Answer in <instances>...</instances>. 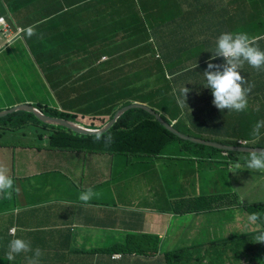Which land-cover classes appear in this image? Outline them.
<instances>
[{"label": "rangeland", "instance_id": "obj_1", "mask_svg": "<svg viewBox=\"0 0 264 264\" xmlns=\"http://www.w3.org/2000/svg\"><path fill=\"white\" fill-rule=\"evenodd\" d=\"M250 3H253V0H248ZM165 0H156L153 5V9H157L161 6ZM221 9L223 13H226L224 16L225 23L223 24L222 30H226V32L236 33V32H245L250 37H257V34L264 33L263 30H259L257 34L254 31L249 30V25L251 23L257 25H264V7H256L253 6L252 13L253 18L250 21V11L243 2L239 0H211L210 4H214ZM2 8H0V12ZM229 11V12H228ZM174 12H182L185 16L183 20L190 17L192 14H188L187 12H183L181 6H176L170 8V13ZM245 17V19L240 18ZM98 20H94V26ZM239 21V22H238ZM236 25H242V31ZM87 28L89 27V22L86 23ZM83 28L79 25H74L72 27L64 28L63 31H77ZM86 30L87 28L84 27ZM39 29L34 30L35 35L39 33ZM75 37L70 39L71 43L62 44L58 48H66L71 52L67 56L60 58V60H55L50 57H47L45 60L41 59L36 45L37 37H29L26 33L23 34L22 39L10 47L4 48L0 52V111L6 112L10 109L15 108L18 105H26L33 104L43 108L47 113H55L61 109H73L78 105L79 99H77L76 94L80 93L83 89L76 82V77L68 76L67 73L72 71V74L77 72L79 65L82 62L92 61V54L88 56L87 51L89 44L86 43L88 31H77L74 32ZM97 34H94V42L97 39ZM120 38V36H118ZM27 40V42H26ZM260 41V40H259ZM55 42L52 44L46 45L44 49V53H50V51L54 50ZM36 47H34V46ZM159 46V44H157ZM156 46V43L152 46H148L147 53L149 57L143 59L140 62V65L132 66L131 71L138 72L140 70H145L146 73L144 75H138L139 81L142 82L140 86H135L136 91L134 92L133 97L131 95L123 96V88L119 86L118 83H122L123 81L129 80L132 74L124 75L121 77L112 78L98 75V81H96L97 88L100 87L104 101L106 104H102L99 100H97L93 93L91 96L84 97L80 102V107L82 112L92 115V114H106L112 105H116L117 109H120L124 106L126 101H134L136 99L139 103L146 105L150 110L160 112L161 110V99L165 96L166 92L169 90L168 85L165 84V81H177L179 84L176 89L183 87L184 85L187 87L191 80H194L196 84L204 83V78L202 77L203 72L207 69V65L209 60H205L202 63L199 62L196 66V71L190 73L188 76L183 75L179 78V72L177 70L178 66V57L180 55L179 52L174 55H167L161 53ZM259 47L264 50V42L259 44ZM194 53L195 58L199 61L202 55L206 54L209 51V48L204 45L201 40L196 39L194 41ZM169 58V60H168ZM162 66L161 70H158L156 66ZM147 72L148 68L151 69ZM173 71L174 75H171L170 80H168L169 72ZM260 73L263 71H256L251 68L247 64H245L244 68L241 70V75L244 76L249 84L252 85L251 75L250 73ZM170 75V74H169ZM167 76V77H166ZM168 78V79H167ZM120 81L117 83V81ZM163 84V90L159 88L158 84ZM174 84V83H172ZM200 86V85H199ZM247 87V85H245ZM91 90V88H89ZM96 89V88H94ZM199 93L204 94L210 89L205 87L199 88ZM255 91V88L252 85L251 92L248 95V104H261L264 103V94H251ZM95 92V91H93ZM141 95H137V94ZM95 94V93H94ZM177 99L180 98V93L175 91L172 93ZM177 94V95H176ZM196 96H199L197 93ZM172 96V95H171ZM192 96H187L186 102L189 101V98ZM98 98V97H97ZM99 99V98H98ZM154 99L155 101H152ZM178 101V100H177ZM202 102H200L201 104ZM195 105V103H194ZM208 106H212V103ZM196 107V105H195ZM197 108V107H196ZM166 108H164L165 110ZM184 107L181 108L178 104H174L172 108L167 109L170 117H175V119H182L185 121L183 117ZM198 110V108H197ZM192 110L189 109V113ZM221 110H213V114L222 113ZM244 112H251L250 110H245ZM114 113V112H113ZM144 113H149L144 111ZM199 113V110H198ZM227 113H235L234 111H227L222 114L224 119L214 120L212 125L205 126L203 129L198 128L201 126V123L206 122L205 120L199 121L196 119L193 121L195 127H189V129L183 125H178V128L182 133L187 134L190 133L191 129L195 131L202 132L200 138L211 144H236L239 142H249V146H264V128H261V138L259 141L253 142L250 133L252 132V128L254 125H219V122L224 123L225 119H228ZM161 114V113H160ZM172 115V116H171ZM117 116V115H116ZM114 116V117H116ZM107 117V116H106ZM113 117V118H114ZM27 118L26 114H16L13 116H9V118L0 119V123L8 124L12 132L8 133L11 136H22L26 131L32 134V139L25 141V143H38L37 137L38 134L35 132V127L33 130L31 127L26 128V124L21 121ZM126 121L131 123L134 121L131 117H129V113L127 114ZM117 120L116 123H118ZM170 123L173 121L170 120ZM95 123V118H94ZM87 127H92V124L83 123ZM38 126H44L43 124H38ZM59 127V126H58ZM51 128V127H48ZM193 133V131H191ZM111 132L110 135H112ZM196 136V139L199 141L200 138ZM87 142V141H85ZM188 146V151L184 149L185 146ZM181 142L176 149L173 150L177 155H181L182 157L187 158L186 163L189 164V168L194 167V172L192 176L193 184H194V192L192 193L194 197L198 196H208L210 193H215L217 197L222 194H227V197L224 200H218L215 203V206L218 204H224L227 200H236L238 198H244L247 204L241 206L244 210L250 211V202H264V172H260V175L256 173H248L243 175L246 177L243 180L245 188H236L235 185L238 186V181L236 179L235 173L239 172V168L235 166L233 168H229L227 166V159L223 158L221 153L216 151L215 147L212 145H200L198 143H194L191 141ZM92 143V142H88ZM125 144L122 145L124 147ZM176 146V145H175ZM215 148V149H212ZM264 148V147H263ZM167 152H170V149H167ZM192 153L194 159L190 156ZM36 152L34 150H25L20 151L18 157L23 159V163L21 168L19 169L17 165L5 161V166L7 167V174L11 173V178L14 181V190L12 191V196L10 199H6L4 197H0V264H25L22 262V258H25V254H20L15 257L14 260L9 261L6 257V251L8 243L13 238H23L25 234H34L36 245L32 244L33 249L40 248L42 250L43 255L40 258L41 264L45 263V259L48 257V248H49V238L55 235V230L64 231L70 226H75L77 231L73 233L74 237L77 238L78 243L74 244L78 249H89L93 247V245L98 243V239L102 233L101 231H95L92 227H83L80 226L77 219L72 215L68 214L71 210L78 209L75 200H79V195L82 191L80 189V185L78 184V188L75 184L65 178L63 173H55L47 184L44 180H37L34 176L38 175V163L37 166H31L36 161ZM41 158H53L52 155H43L40 154ZM249 154L233 152L232 156L234 157H242L244 162ZM210 157H212L210 160ZM39 161V158H37ZM189 159L191 162H189ZM67 166H69L72 161L67 158ZM161 161L162 168L165 169V172H162L158 166H155L154 162ZM133 165H136V168L126 167L123 169V179L122 186L125 184L124 190V203L127 205H133V193H128L126 188L128 185H132L133 179H135L136 185L144 184V179L141 177L140 173L150 172L149 186L147 187L146 192L154 195L153 198H150L143 204L144 207L150 208L148 213H153L155 215L166 217L165 221L171 219L170 223L173 222L177 216H183V205L181 202L182 194L189 193V190H185L186 184L184 185L181 182V176L184 174L175 177L172 174L171 176H167L163 178L162 173H167L169 171H175V162L167 161L163 157L160 158L159 155L153 154L149 155L147 158H138L131 161ZM15 168V169H14ZM245 170H249L251 172H256L255 170H250L247 167ZM65 171L70 172L69 169H65ZM104 167H99L93 174L101 175L103 174ZM155 173H159L158 176H154ZM43 174V172L39 173ZM152 178V180H151ZM249 178V179H247ZM151 180V182H150ZM248 180V181H247ZM189 183V182H187ZM174 184V185H173ZM163 185H169L171 191L166 190L165 192H161ZM165 188V187H164ZM176 188V189H175ZM15 189H18L16 191ZM122 194V191L120 192ZM175 200V201H173ZM173 201V202H172ZM240 202V201H239ZM38 203H43L44 206H47V209L44 214L49 215V218L45 217V221L35 222L30 220V217L36 219V215L38 214L36 210L32 212H28L31 208H35L38 206ZM118 203V202H115ZM193 203V202H192ZM242 203V202H241ZM132 209H138V207L133 205ZM21 212L20 215V223L16 222V218L18 213ZM92 215V214H91ZM249 215V213H246ZM93 217V215H92ZM208 217V216H207ZM146 218H143L138 226H134L132 232L134 234L148 233L145 231L148 229V223H145ZM228 223L227 220H220L217 223L210 224L212 228L223 229L225 224ZM184 224V223H183ZM182 224V226H183ZM7 225V226H6ZM10 227L14 228L18 232L15 235H12L11 238L6 240V232ZM78 227V228H77ZM108 230L107 232H109ZM145 231V232H144ZM93 232L96 234L94 237ZM113 233V232H112ZM151 234V233H148ZM157 236L156 234H152ZM210 235L207 233L205 226L202 230V236L199 238L202 242V245L205 246L207 240H209ZM196 239V238H195ZM194 239V241H195ZM112 242V238L108 240L102 239L103 246L108 245ZM233 242V241H232ZM197 250H191L193 255L197 252H204L205 256L209 253L208 248L199 247V245L194 242ZM163 252L166 251V248H161ZM231 255L233 256V260H228V264H242L241 258L245 251V247L243 245L236 246L234 243H231L227 249ZM23 255V256H22ZM31 255V253L27 254ZM94 256V255H93ZM198 256V255H195ZM209 256V255H208ZM188 255H185L181 258L180 261L173 260V264H191L187 260ZM86 264H89L85 260ZM53 264H57V262H53ZM96 264H102V262H98ZM243 264H247V260L243 259Z\"/></svg>", "mask_w": 264, "mask_h": 264}, {"label": "clouds", "instance_id": "obj_2", "mask_svg": "<svg viewBox=\"0 0 264 264\" xmlns=\"http://www.w3.org/2000/svg\"><path fill=\"white\" fill-rule=\"evenodd\" d=\"M135 1L137 3V10L133 9L131 5H128L129 10H122L118 13L117 16H114L113 26L104 25L103 29L94 30V34H97L96 41L94 42L92 40L87 39L85 41L89 44L87 54L88 56L92 54V61L82 62L79 65L76 73L72 74V71H70L67 73V75H72L76 77L77 84L79 82L85 81L86 85H88L89 88H91L92 86H94V88L98 87L96 85V81H98V75L106 76L109 78H112V76H114V78H117L124 75H130L131 73H133L134 75H144L146 73L145 70L133 72L131 71V68L134 65L138 67L140 65V62L143 59L147 58L146 51L148 46L150 47L156 43V46L157 44H159L160 46V48L159 46H157L159 51L164 50L166 54L170 55H174L176 52H178L179 49L183 48L184 46L192 48L191 55H179L178 57L179 63L177 66V70L179 72L178 77L181 78L183 72L185 76H188L190 73L197 72L195 68L199 65H197L198 60L195 58L193 48L194 41L196 39H199L204 45L209 48V51L206 54L202 55L201 61L206 55H210L212 53L210 59L203 60H209V62L207 65V69L203 72L202 75L205 81L203 87L210 90H208L204 94H200V90L198 89L200 88V86L198 84L194 87L190 86L192 85V82H194V80H191V83L188 84L189 87H186L184 85L179 89L178 92L180 93V98H178L177 104L181 108L184 107V113H186V111L189 113V109L192 110L189 114L194 120L195 116H198V118H201V120L206 121L204 123H201V126H198V128L200 129H203V127L205 126L212 125V122L207 119L209 115L216 116L215 120H221L224 119L222 117V114L224 112L234 111L235 113H227L228 119H225L227 121H225L224 123L219 122V124H228L229 118L231 117H235L238 122H248L249 125H253V123L256 122L252 128V132L250 133V135L252 137L253 142L259 141L261 138L260 130L261 128H264V118H261V113L264 112V108H260V106L255 103L248 104V95L251 92L252 85L249 84L248 80L241 75V70L244 68L245 64H247L258 72L264 71V50H262L258 44V41L262 38L259 36L260 34H257L259 30H253L255 34H257V37H250L245 32L222 33V27L225 23L224 16L226 13H224V16H221L219 19V17L213 11V7L217 8L221 13L223 12L220 8L215 5V3L210 4L211 0H205L208 10H203L202 17H200V19L194 24L191 23L188 18L194 15V11L197 8V3L195 0H165L162 6H159L157 9H153V5L156 0ZM239 1L247 5L248 10L251 12V8L253 6L264 7V0H253V3H250L248 0ZM176 6H181L183 12H187L188 14L192 15L187 19L183 20L185 15L182 12L170 13V8ZM3 10L4 9L2 8V11ZM4 14L5 13H0V52L4 48L10 47L16 42L20 41L24 33H26L29 37L35 35L33 26H29L27 29L23 28L22 26H19L15 23L16 20L12 19L9 15L8 17H6L4 16ZM152 17L153 20H158L159 18V31L157 30L156 32H154L153 28L150 27L149 23H151L150 20H152ZM240 18L246 20L245 17ZM1 19L3 20L1 21ZM251 24L257 25L254 23ZM236 26L242 31V25ZM257 26L262 27L263 25ZM182 29L184 30L182 31ZM130 31L141 32L136 37L139 39L140 42L144 44H140L135 51L129 52L127 54L121 53L120 49L123 46ZM156 35L164 42L159 43L156 39ZM118 36H120V38ZM166 39L167 42L172 45L175 52L171 53L167 50L168 46H166ZM91 46L93 47V49H90ZM70 52L71 51H69L68 54H70ZM68 54L63 56H56L53 58L55 60H60V58L67 56ZM120 67L126 69L122 73V75L118 74V69ZM190 68L191 70L188 73L187 71ZM108 73L109 76H107ZM168 78H171V75L168 74ZM245 85H247V87ZM119 86L123 88V91H126V88L122 84H119ZM197 89L198 92H196ZM196 93L199 96H196ZM258 93L262 92L254 91L251 94ZM93 95L102 104H106L100 87L98 88V90L93 92ZM188 95L192 97L189 98L188 102H186ZM200 102L202 103L200 104ZM194 103L198 108L199 113ZM211 103L212 106H208ZM134 104H139V102H133L129 105L121 107L120 109H117L116 105H112L110 110L104 115H89L82 112L80 102H78L79 106H76L73 109H61L51 114L47 113L43 108L37 105L26 104L27 106L33 107L32 109L38 111L42 115V117H45V120H42L41 117H39L31 110H19L14 111L12 113H8L9 110L6 112L0 111V114H4L3 116H0V119L6 117L9 118V116H13L19 112H25L23 114H26L27 118L21 122L26 124L27 130L29 127H31L32 130L33 127H35L34 133L38 134L36 140L37 142H41L40 144L25 143V141L32 139L33 132L29 133L26 131L22 136H11L8 134L13 131L11 127L6 123H0V152L5 153L7 150H11L13 152V155H15L16 151L18 150L19 155L20 151L34 149L37 152L34 166H37V163L39 162L37 166L39 169V173L43 172V174L38 173V175L34 176V178L37 180H44L47 182V184L51 185L48 180L55 173H63L67 180L75 184L77 188L79 184L80 189H82L83 191L79 195V200H75L78 209H73L70 211V213H74V217L77 219V221V217L80 216L82 211H85L87 214H92L95 219L98 218V221H101L110 209V205L106 202L107 189L109 188H104L106 182L94 186L93 176L97 178L105 174V172L101 175L93 174V172L96 171L99 167H104L107 162L111 159L112 154H110L109 152L104 153L102 147L100 145H96L95 142L100 140V135L102 136V134H106L108 139H110L111 141L113 140L115 142L117 148L125 144V135L129 133V130L132 127L127 125V121L126 125L123 126L122 116H124L127 112L132 109H129L128 111L122 113L120 117L115 120V122L112 121L115 119L114 116H116L120 111ZM114 109H116L115 114L113 113ZM213 110H221L223 112L213 114ZM245 110H250L251 112H244ZM153 112L155 114L149 112L145 113L142 116V122L147 121L153 123L152 126L149 127L147 130V136H150V134L152 133L153 129L156 126V122L161 124L160 118L164 122H166L172 129L176 130L179 133L182 132L178 128V125H183L188 129L189 127H191L189 125L184 124L181 118L175 119V117L172 115L171 116L173 118H171L170 114L165 113L162 109L160 110V112ZM156 115L159 118H157ZM167 115L169 116V119ZM183 117L186 120L184 114ZM117 120H119L118 123H116ZM170 120H172L173 122L170 123ZM82 122H87L89 124H92L93 126L87 127L86 125L82 124ZM134 123L138 122L134 120L132 124ZM38 124H43L44 126L39 127ZM139 124H141V122ZM115 126H119L120 130H115ZM192 127L195 126L193 125ZM136 129H138L137 132H135ZM168 131L177 138L182 139L172 131ZM191 131H193V133ZM191 131L190 133H187L185 135H188L193 138H196L195 135H197V137L200 138L198 131H195L194 129H191ZM111 132H113L112 135H110ZM133 132L135 134H139V127L133 128ZM133 138H135V136H133ZM135 139L136 141L130 139L126 142L125 145L127 146L130 141L136 143L138 142V140H142L141 137ZM15 140L18 141L17 144L7 143V141L14 142ZM146 141L149 142L148 140ZM174 141L175 140L172 141V143H174L173 146H171L172 144L170 145L171 148L178 147L181 143L178 141ZM222 145L232 147H249L264 149L263 145L256 147L249 146V142L246 141H238L236 144L223 143ZM220 151H223L220 153L221 155H224V157L222 156L223 158L227 159L226 164L230 169L235 166L236 168H239L240 172L241 170H245V168L247 167L250 170L264 172V150H253L249 153L240 152L249 154L245 162L242 157L237 158L232 156V151ZM229 153H231V155H229ZM40 154L52 155L53 158H41L42 156ZM126 154L127 156L132 157L133 159L147 158L140 152L134 154ZM163 154L164 153L162 152L160 155ZM37 158H39V161ZM67 158L72 161L69 166H67ZM181 158H183V160L187 159L185 157ZM210 160L212 159L210 158ZM0 165L4 166V168L0 167V197L10 199L12 196V191L14 190V181L10 177L12 171L8 175V169L5 168V164L0 163ZM65 169H69L70 172L65 171ZM258 175H260L259 172ZM15 190L18 191V189ZM213 198H216V200L212 201L214 205H209V210H211L213 206L216 208L217 205L215 206V203L218 202V200H224L226 197L216 196ZM203 199L206 200L207 197H204ZM141 201L143 200L139 198L137 203L138 207L143 206V204L145 203ZM228 201L229 200H227V202ZM238 201H240V206H245L247 204V202H244V200ZM248 204L250 205V211L243 209V211L245 212L243 216L247 218L248 224L254 225L259 223L261 225V227L257 229V235H255L254 237V239L259 244L257 252H254V249L245 250L242 255L241 261L242 264L243 259L247 260V264H260L259 261H262L264 264V213H259L256 208H252L254 204L260 205L264 204V202H250ZM222 205L224 204H221V206ZM199 212L201 213V211ZM246 213H249V215H246ZM98 221L95 224H98ZM74 229L75 226L72 225L69 227V229H65V232L61 230H55V235L50 238V242L48 243V257H50V259L58 257V255L63 256V253L65 251L66 253H71L73 251V248H76L73 243L72 245H69V248L66 249L65 247L60 248L59 246L61 245L58 244L59 237L64 240L65 234L68 233L70 230L73 231ZM10 232L11 235H15V229H12ZM143 234L154 237L156 241V247L160 245L157 236L141 233V235ZM55 248H57L58 255L49 254V251ZM22 253L25 254V264H41L40 258L43 253L40 248L33 249L31 241L24 238L17 237L11 239L7 246V259L9 261H12L17 255H20ZM29 253H31V255H27ZM166 255L167 254H165V258ZM185 255H180V258L177 259V261H180L181 258ZM195 255H193L192 253L190 254V262H192L193 264H228V260H231V262L233 260V256L228 250L222 254H219L217 252L209 254V256L206 255L205 257H200L199 254ZM215 256H217V258L221 256V259L217 263H211L208 258ZM122 257L123 254L112 255L113 259H121ZM44 259V264H53V262H49L50 260H48L47 258ZM74 264L79 263L77 261Z\"/></svg>", "mask_w": 264, "mask_h": 264}, {"label": "crops", "instance_id": "obj_3", "mask_svg": "<svg viewBox=\"0 0 264 264\" xmlns=\"http://www.w3.org/2000/svg\"><path fill=\"white\" fill-rule=\"evenodd\" d=\"M126 5L127 3H123L122 0H0V6L4 9L0 13H5L4 16L6 17L9 15L12 19L16 20L15 23L17 25L22 26L23 28L27 29L29 26H33L34 30H40L38 34L32 36L37 37L38 41H36V45H38L40 49L34 45L33 46L37 48L40 58L45 60L47 57L54 59L53 57L68 54L70 51L69 49L58 47L64 43H71L70 39L75 37L74 32L88 31L87 40L94 41V30H101L104 28V25L113 26L114 16H117L118 13L126 7ZM213 11L216 13L219 19L221 16H224V13H221L215 7H213ZM251 18L252 12L250 11L249 20H251ZM94 20H98L95 26ZM87 22H89L88 28L86 26ZM74 25H79L83 28L74 32L63 31L64 28H70ZM84 27H86L87 30ZM183 30L184 29H182V31ZM249 30L264 31V25L259 27L257 25L250 24ZM259 36L263 37L264 33L260 34ZM53 42H55V44H53L55 49L50 51V53H44L46 45L52 44ZM90 49H93V47L91 46ZM250 75L252 76L251 80L252 85L255 88V92H262L264 94V71L260 73H250ZM107 76H109V73ZM204 84L205 82H202L198 85L202 87ZM195 85L197 84L192 82V85L190 86L194 87ZM198 89L196 92H198ZM258 105L260 108H264V103ZM184 116L186 117V120L183 121L184 124L193 126L194 119L191 117V115L186 111ZM167 117L169 119L168 115ZM261 118H264V114L261 115ZM195 119L199 121L198 116H195ZM255 123L256 122H254L253 125ZM224 125H249V123L238 122L235 117H231L229 118L228 124ZM201 134L202 132L200 130L199 137ZM17 142V140L14 142L7 141L8 144H17ZM169 149L170 152H165L163 155H160V158L163 157L167 161L171 160L175 162L174 166L177 170L162 173L164 175L163 178H166L167 176L172 177V174L174 175V178L184 174L181 176V182L184 185L186 184L185 190H189L190 192L187 193L188 197H186V194H182L181 192L183 211H187L188 208H192V202L198 203L195 201L196 199L202 203L201 213L195 214L183 212V216H177V218L170 223L171 219L165 221L166 217L164 216L148 213L150 208L143 206L138 207L137 203L139 198L143 200L141 202L146 203L148 199L154 197L152 194L153 192H146L147 187L149 186L150 172L143 173V171L140 174L143 175L141 177L142 179L146 177L143 180L144 184L136 185V180L133 179V186L128 185L126 188V191L129 194H134L133 205L136 204L138 207L136 210L132 209L131 207L133 205H127L124 203L125 184L122 186V179L124 174L123 169L126 167L136 168V165H133L131 162L134 159L126 155L122 157L125 159H123L121 162H118V164L115 161H108L104 166L105 174L97 178L93 176L94 186L106 182L104 188H109L107 189L106 202L110 205V209L100 223L93 224L91 226L93 230L102 232L99 237H96V239H98V243L89 249L73 248L71 253H66L65 251L63 256L57 254V248L52 249L49 251V254L58 255V264H74L77 261L79 264H84L86 263L85 260L89 264H96L99 261L102 262V264H168L165 254L183 251H189L181 255L187 254V260L190 262L191 250H197L196 245L193 244L194 242H196L199 247H207L209 250L207 255L217 252L222 254L227 251L231 243H234L236 246L243 245L245 250L254 249L253 251L257 252L259 243H257L254 237L257 235V229H259L261 225L259 223L254 225L248 224L247 218L243 216L245 212L238 201L244 200V198H238L234 201L229 200L227 203L225 202L224 205L221 206V204H218L216 208L213 206V208L209 210V205H214L212 201L216 200V198H213L216 197L215 193H210L208 196H205L207 197L206 200L203 199V196L194 197L192 194L194 192V184L192 180L194 167L188 169L190 163L187 164L183 158H181V155H177V153L173 152L175 147ZM190 156L193 161V155L190 154ZM222 156L224 157V155ZM5 161L17 165L19 169L23 163V159L18 157V150L16 151L15 155H13L11 150H7L5 153L0 152V163L5 164ZM154 164L155 166H158L162 172H165V169L162 168L161 161L154 162ZM33 165L34 163L31 166ZM0 167L4 168L3 165H0ZM5 168L7 169L6 166ZM248 173H256L258 175L257 171L251 172L241 170L240 172L235 173L236 179L240 181H238V186L235 185L234 187H238L240 189L245 188L243 180H245L246 177L243 175L249 177ZM158 174L159 173H155L154 176H158ZM166 190L171 191L169 185H163L161 192H165ZM121 191L122 194H120ZM219 197H227V194H222ZM244 202H246V200H244ZM46 209L47 206H44L43 203H38V206L31 208L28 211L32 212L33 210H36L38 213L36 215V219L30 217V220L35 222L45 221L46 219L44 218H49V215H45L44 212L41 211H45ZM20 215L21 212H19L17 215V223H20ZM71 215L74 217L73 212ZM143 218H146L145 223H148V229L145 231L151 233L150 235H158L157 239L160 245L156 248L149 247L150 249H147L148 247L122 245V241L119 240H124L127 233L135 232L136 230L134 231L133 227L138 226ZM220 220H227L228 222L225 224L223 229L219 230L210 226V224L217 223ZM204 226L207 230V233L210 235V238L206 241L205 246L202 245V241L199 239L202 236V230ZM12 229L14 228L10 227V229L5 231L6 240L11 238L12 235L10 231ZM108 230L110 231L107 232ZM17 232L18 231L15 230V234ZM93 234L95 237L96 234L94 232ZM23 238L30 240L31 244L36 245V236L34 237V234H25ZM109 238H112V242L117 240L116 245L112 248L114 252L102 251V239L106 241ZM63 243V239L59 237L58 244L63 246ZM66 245L67 243H65V249L67 248ZM61 246L59 247L64 248ZM161 248H166V251L163 252L160 250ZM139 251L146 252V254H139ZM119 254H123L121 259L112 258V255ZM196 254H199L200 257H205L204 252L196 251ZM47 259L50 260V257H47ZM21 261L25 263V258H22ZM190 263L193 264L192 262Z\"/></svg>", "mask_w": 264, "mask_h": 264}, {"label": "trees", "instance_id": "obj_4", "mask_svg": "<svg viewBox=\"0 0 264 264\" xmlns=\"http://www.w3.org/2000/svg\"><path fill=\"white\" fill-rule=\"evenodd\" d=\"M195 1L197 3V8L194 11V15H192L190 18H188V20L191 23H193V24L196 23L200 19V17H202L203 10H205V11L208 10L205 0H195ZM122 2L123 3L124 2L127 3L126 7L123 8L124 11L129 10L128 5H131V7L133 9L137 10V3H136L135 0H122ZM0 8H1V6H0ZM158 20H159V18H158ZM158 20L157 19L153 20V17H152V20H150L151 23H149V24H150V27L153 28L154 32H156L158 30ZM239 30H240V28H239ZM224 32H226V30H224L222 33H224ZM139 33H141V32L130 31L128 33V36H127L123 46L120 49L121 53L127 54L129 52L135 51L139 47L140 44L141 45L144 44V43L140 42L139 39L136 37L137 35H139ZM156 37H157L156 39H157V41L159 43L164 42L157 35H156ZM131 38H133V39H131ZM166 42H167V39H166ZM262 42H264V36L260 39V41H258V44H261ZM166 46H168L167 47L168 51H170L171 53L175 52V50L173 49L172 45L169 44V42L166 43ZM159 48H160V46H159ZM191 51H192V48H189L187 46H184L183 48L178 50V52L180 53L181 56L187 55V54L191 55ZM160 52L166 54L164 50H162ZM175 54H177V53H175ZM211 54L210 55H206L203 58V60L204 59H210ZM167 55H170V54H167ZM146 57L147 58L149 57V54L147 53V51H146ZM168 60H169V58H168ZM202 61L200 59L199 61H197V64L199 62L202 63ZM156 67L158 68L159 71L164 73L161 70L162 66L159 65V66H156ZM125 70H126L125 68L120 67L118 69V74L122 75V73ZM150 70H152V67H151V69L148 68L147 72H149ZM190 70H191V68L187 72L189 73ZM169 74L170 75H174V72L171 71V72H169ZM168 80H170V78ZM118 82H120V81L118 80L117 83ZM172 83H174V84H172ZM78 84L81 85V87L83 88L80 93L76 94V97H77V99H79V102H81V100L84 97L91 96L93 91L98 90V88L94 89V86H92L91 90H90L89 86L86 85L85 81L79 82ZM118 84H122L126 88V91H124V93H123L124 96L126 94V95H131V97H133L134 92L136 91L135 86H140L142 84V82L139 81V76L138 75L132 74V76H131L129 81H123L122 83H118ZM163 84L164 83H159L158 84L157 93L159 92V88L161 90H163ZM165 84L168 85L169 90L166 92L165 96L161 99L160 104H161V109L164 110V108H166L164 110V112L165 113H169L167 109L172 108L175 103L177 104V100L178 99L172 93H175V91L178 92V89H176L175 87H177L179 82H178V79H177V81H171V82L165 81ZM137 95H141V93L140 94L138 93ZM136 101H137L136 99H134V101H132V102L131 101H126L124 106L129 105V104H131L133 102H136ZM152 101H155V100L152 99ZM212 101H213V99H212ZM113 112L115 114L116 113V109H114ZM23 113H25V112H19L17 114H23ZM128 113H129V117H131L132 119L136 120L138 123L132 124V122L131 123L127 122V125L131 126L132 128L129 130V133H127L125 135L124 139L126 140V142L129 141L130 139H132L133 141H136L135 138L138 139V137H141L142 140H138V142H136V143L130 141L127 146L124 145V147L121 146V147L117 148L115 142L113 140L111 141L110 139H108L106 134L105 135L102 134V136L100 135V140L95 142V144L96 145H100L102 147L104 153L109 152L110 154H112V157H111V159L109 161H115L118 164V162H121L123 159H125V158H122V157L126 156L127 155L126 153L134 154V153L140 152L145 157H148L149 155H153V154L160 155L162 152L165 153L168 148H171V146H173V144H174V143H172L173 140L178 141V142H185V140L179 139L176 136H174L173 134H171L166 128H164L158 122L155 123L156 126L153 129V131L150 134V136H147L146 135L147 134V130H148L149 127L152 126L153 123L152 122H147V121H143L142 122V116L145 113H144V110H141V109H132L129 112H127L124 116H122V124H123V126L126 125V117H127ZM263 113L264 112H262L261 115H263ZM207 119L210 120L211 122H213L216 119V116L209 115ZM140 122H141V124H139ZM135 127H139V134H135L133 132V128H135ZM115 130H120L119 126H115ZM137 131H138V129L135 130V132H137ZM132 135L135 136V138H133ZM145 139L148 140L150 143L147 142ZM126 142H125V144H126ZM188 146L189 145L187 144V146L184 147L186 152L189 149ZM212 149H215V148H212ZM215 150L218 151V152H223V151H220L218 149H215ZM190 154H192V153H190ZM229 155H231V153H229ZM210 158H212V157H210ZM184 161L186 162V160H184ZM189 162H191L190 159H189ZM196 202H198V203H193L192 208H188V210H187L188 212L186 210L183 211V212H186V213L190 212V213H195V214L200 213L199 211L202 210V207H201L202 203L200 201H196ZM252 208H256L259 213H264V204H260V205L254 204ZM68 214L71 215V213H68ZM77 218H78V221H79V225L83 226V227H91L93 224H95L98 221V218L95 219L94 217H92L91 214H87L85 211H82L80 216H78ZM100 222L101 221H98V223H100ZM67 229H69V227ZM76 231H77V229L75 228L73 231L70 230L68 233L65 234L64 240H63V242H64L63 243V247H65V243H67V245H66L67 248H69V245H72V243L73 244H77L78 243L77 238H75L74 235H73V233H75ZM116 241L117 240H115L114 242H111L110 244H108L106 246H103L102 251L114 252L112 250V248L116 245ZM119 241H122L121 244L125 245V246L148 247L147 249H150L149 247H151V248L156 247V241H155L154 237L147 236V235H144V234L141 235V234L127 233L125 239L124 240H119ZM186 252H189V251L169 253V254L166 255V260H167V262L169 264H173V260L179 259L180 255L183 254V253H186ZM138 253L139 254H146V252H140V251ZM220 259H221V256L218 257V258H217V256L208 258V260L211 263H217V262H219ZM58 261H59L58 257H55L53 259H50L49 262H58ZM259 262H260V264H263L262 261H259Z\"/></svg>", "mask_w": 264, "mask_h": 264}, {"label": "water", "instance_id": "obj_5", "mask_svg": "<svg viewBox=\"0 0 264 264\" xmlns=\"http://www.w3.org/2000/svg\"><path fill=\"white\" fill-rule=\"evenodd\" d=\"M33 107L31 106H27V105H21V106H18L16 107L15 109H12V110H9L8 113H12L14 111H19V110H31L33 111L35 114H37L39 117H41L42 120H45L44 118L45 117H42V115L36 111L35 109H32ZM129 109H144L146 111H149L151 112L152 114H155L152 110H150L146 105L144 104H134V105H130L126 108H124L122 111H120L117 116L115 117V119L112 121V122H115V120L120 117V115L126 111H128ZM4 114H0V116H3ZM157 116V115H156ZM157 118H159L157 116ZM52 120V119H50ZM160 121H161V124L167 128L168 130L172 131L173 133H175L176 135H178L179 137H181L182 139H185L186 141H191V142H194V143H198L200 145H212L214 146L215 148L217 149H220V150H228V151H232V152H247L249 153L250 151H253V150H264L262 148H249V147H232V146H227V145H222V144H211V143H208L202 139H200L199 141L196 139V138H193V137H190L188 135H185V134H182V133H179L177 132L176 130L172 129L166 122H164L161 118H160Z\"/></svg>", "mask_w": 264, "mask_h": 264}, {"label": "built area", "instance_id": "obj_6", "mask_svg": "<svg viewBox=\"0 0 264 264\" xmlns=\"http://www.w3.org/2000/svg\"><path fill=\"white\" fill-rule=\"evenodd\" d=\"M3 19H1V21H2Z\"/></svg>", "mask_w": 264, "mask_h": 264}]
</instances>
